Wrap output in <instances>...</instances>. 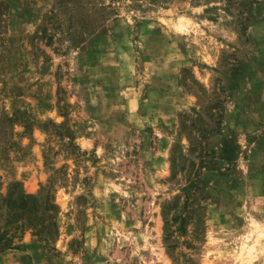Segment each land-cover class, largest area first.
Wrapping results in <instances>:
<instances>
[{
  "label": "rangeland",
  "instance_id": "rangeland-1",
  "mask_svg": "<svg viewBox=\"0 0 264 264\" xmlns=\"http://www.w3.org/2000/svg\"><path fill=\"white\" fill-rule=\"evenodd\" d=\"M0 264H264V0H0Z\"/></svg>",
  "mask_w": 264,
  "mask_h": 264
},
{
  "label": "trees",
  "instance_id": "trees-1",
  "mask_svg": "<svg viewBox=\"0 0 264 264\" xmlns=\"http://www.w3.org/2000/svg\"><path fill=\"white\" fill-rule=\"evenodd\" d=\"M54 206V205H53ZM52 226H54L53 222L51 223ZM37 234V233H36Z\"/></svg>",
  "mask_w": 264,
  "mask_h": 264
}]
</instances>
